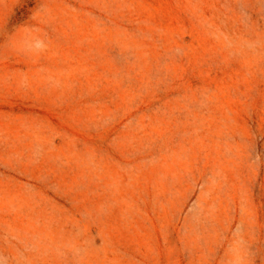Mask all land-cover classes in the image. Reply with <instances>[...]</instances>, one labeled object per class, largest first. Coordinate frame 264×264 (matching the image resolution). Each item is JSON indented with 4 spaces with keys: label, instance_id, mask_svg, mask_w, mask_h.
Returning a JSON list of instances; mask_svg holds the SVG:
<instances>
[{
    "label": "rangeland",
    "instance_id": "obj_1",
    "mask_svg": "<svg viewBox=\"0 0 264 264\" xmlns=\"http://www.w3.org/2000/svg\"><path fill=\"white\" fill-rule=\"evenodd\" d=\"M0 264H264V0H0Z\"/></svg>",
    "mask_w": 264,
    "mask_h": 264
}]
</instances>
